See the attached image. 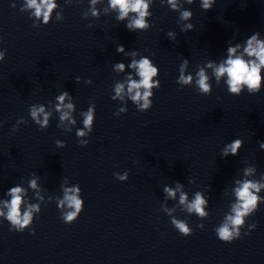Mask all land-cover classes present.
<instances>
[{
	"label": "clouds",
	"instance_id": "9594fccd",
	"mask_svg": "<svg viewBox=\"0 0 264 264\" xmlns=\"http://www.w3.org/2000/svg\"><path fill=\"white\" fill-rule=\"evenodd\" d=\"M72 0H65V3H71ZM103 0H90L89 12L91 16L99 18L101 13L96 7L102 3ZM161 4L165 3V0H160ZM187 4L194 3V0H184ZM216 0H201V7L203 10H211ZM153 0H108V6L104 9L107 13L108 9L116 12V20L119 22L126 21V28L129 31H147L152 26L149 23V18L152 13L150 7ZM167 6L172 11L179 12V19L183 21H190L193 13L190 10L183 9L180 0H166ZM16 7L15 3L11 5ZM59 7L57 0H23V4L20 8L21 12L26 9L29 10L30 18H35L33 27H40V22L44 25H48L52 19V14L55 9ZM88 13H82V18L87 19ZM56 21H62L64 17L61 12H56ZM91 26V25H89ZM191 23H186L181 28V31L187 32L193 29ZM167 36L175 40L176 33L168 32ZM261 34L256 32L246 39L243 43H237L235 45L229 44L227 47L226 58L219 63L209 61L204 66H198V70L195 72V80L193 74L188 73L187 67L189 60L184 58L179 66V76L176 83L181 87L195 86L201 95H210L212 92V83L210 80L215 79L217 85L220 84L223 79L227 85L229 94L239 96L246 89L248 94L259 93L264 86V39H261ZM2 41V37H0ZM117 52L124 56H131L132 60L127 64L128 69L135 70V75L138 79H134L131 74L127 75L124 82L117 81L113 86L114 95L111 96L113 101H125V97L128 98L140 112H146L153 106L154 89L158 90L161 87L158 78L159 68L154 65L153 61L147 56H141L139 52L133 50L126 52L123 45H117ZM6 50L0 51V62L5 59ZM139 55V59L136 57ZM126 65L125 63L118 62L113 65V70L116 73H124ZM207 69L212 70V76L208 75ZM75 82L80 83L81 78L75 77ZM85 84H91V79L84 81ZM68 101L67 103L65 101ZM74 98L67 91H62L55 97V102L49 101L48 105L44 104H32L29 107V115L31 121L34 122L40 131H44L49 127L50 119L53 114H58L59 123L58 128L65 132H72L73 127L77 121L74 117L76 111V105L73 102ZM47 108V110H46ZM128 111L127 107H120L114 115L119 116L122 113ZM80 116L82 119V128L76 130V137L78 138V146L86 147L89 144L88 137L94 129L95 122V102H90L86 111H81ZM28 121L24 118H20L16 121V124L12 126L11 131L16 132L19 130L21 124H27ZM3 123L0 122V127ZM259 146L264 149V141H259ZM56 145L59 148L66 147L65 141H56ZM243 146L241 139H234L232 142L225 144L221 150V156L226 158L230 155L236 156L239 150ZM246 174H249L251 169L245 170ZM114 178L124 182L128 179V172L123 174L113 173ZM33 176H36L33 174ZM37 176L35 179L28 181L29 187L32 189L37 188ZM67 181V178H64ZM194 180H189V183H193ZM176 187L173 189L169 186H164L163 193L165 199H175L177 192L179 195V204L184 206L188 214H195L201 220H204L209 215L205 211V206H208V200L205 199L201 192H196L194 198L189 201L187 193L181 191L183 185L179 181L175 182ZM240 185L235 189L236 203L231 206V214L226 215L224 222L215 228V233L218 239L225 243H231L236 239H239L242 235L241 229L245 226V217H249L255 210H257L258 196L254 192H259L261 186L258 183L252 181H237ZM63 190L62 199L57 200V207L60 211L61 219L66 224L73 223L83 211L84 200L81 196V188L78 184L71 187H65L61 184ZM254 190V191H253ZM10 199L0 201V217L4 218L10 223V230L16 232H23L33 224L35 216L41 212V205L38 203L25 204L24 197L26 190L21 185H16L8 189L5 193ZM38 198L42 201L43 197ZM23 206V210H22ZM161 210L171 218L172 226L183 236H190L193 230L189 227L185 220H181L172 216V212L175 209H169L163 204ZM199 228H204L201 223ZM256 227L255 224L249 225V232L244 235L250 234L251 229ZM34 234V229H33Z\"/></svg>",
	"mask_w": 264,
	"mask_h": 264
}]
</instances>
